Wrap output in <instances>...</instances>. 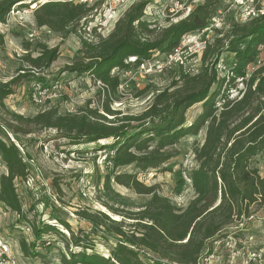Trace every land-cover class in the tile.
Segmentation results:
<instances>
[{"label": "trees", "instance_id": "1", "mask_svg": "<svg viewBox=\"0 0 264 264\" xmlns=\"http://www.w3.org/2000/svg\"><path fill=\"white\" fill-rule=\"evenodd\" d=\"M37 1L32 0L36 5L33 10L36 26L47 27L63 39L79 30L84 33L91 20L93 9L84 5L58 2L37 5ZM27 6L23 0H0V24L5 23L11 10ZM221 7L218 1L205 0L187 18L153 36L154 29L144 20L146 2L134 4L108 36H97L91 42L82 39L83 59L60 72L74 77L92 76L103 85L107 95L113 94L119 87V79L110 75L112 70L129 69L126 60L130 58L138 66L153 53L172 52L182 36L203 29ZM263 44L264 16L244 25L232 24L224 40L206 44L196 74H180L139 116L118 119V113L108 105L103 114L89 108L73 115H59L53 108L32 118L10 114L14 122L26 126L23 134L31 133V128L52 129L69 146L98 145L105 141L95 151L113 152L107 159L110 171L103 177L98 199L105 212L81 209L76 213L79 220L90 225V233L74 234L67 223H59L70 235L67 253L60 257L61 264H200L211 255L215 242L236 238L235 231L241 230L238 225L250 217L253 209L264 213V179L257 169L250 167L251 160L264 152V67L246 78V68L255 61L257 49ZM23 48L25 65L8 82L0 81L1 110L5 109V99L14 95L23 79L49 70L59 57L57 48L37 45L35 57L30 43ZM225 52L232 54L234 60L232 77L227 82L219 79L215 71ZM236 79L241 80L244 89L239 92L241 98L231 100L224 92L234 88L226 87ZM218 96L223 101L220 111L215 108ZM196 104H201V113L185 127V112ZM202 130L204 142L194 156L197 167L189 175L194 197L183 209L156 194L153 187L144 186L135 175L116 172L128 166L145 171L168 163L170 157L164 149L186 136L195 137ZM15 132L20 129L15 128ZM0 160L7 169V175L0 177V201L21 217L14 181L26 177L27 165L15 144L1 138ZM111 180L138 197L133 200L116 193ZM182 187L180 178L176 182L177 194ZM51 232L64 239L53 226L42 225L33 229L34 247L51 246L49 237H45ZM90 236L108 245L106 257L95 251V239ZM21 250L26 254L23 244Z\"/></svg>", "mask_w": 264, "mask_h": 264}, {"label": "rangeland", "instance_id": "2", "mask_svg": "<svg viewBox=\"0 0 264 264\" xmlns=\"http://www.w3.org/2000/svg\"><path fill=\"white\" fill-rule=\"evenodd\" d=\"M23 1L28 5L27 8L15 9L14 13L6 18L7 22L0 24V81L8 82L17 75L18 69L25 65L22 62L25 43L31 44L33 57L37 55V45L49 49L57 48L59 57L49 70L36 72L33 78L23 79L14 95L5 99V109H0V138L14 143L27 165L26 177L14 181L22 216L3 209L0 213V235L18 247L23 264H61L60 257L67 253L66 246L70 235L59 223H67L74 234L79 231L90 233V225L79 220L76 213L81 209L105 212L98 199L101 197L103 177L110 171L107 159L113 152L95 151L98 145L106 144L105 141L99 142L98 145L69 146L65 140L57 138L56 131L52 129L31 128V133L23 134L26 126L14 122L10 114L32 118L50 108L56 109L59 115H73L84 108L97 109L103 114V108L108 105L112 111L118 113V119L123 116H139L157 94L169 89L171 82L177 80L180 74L194 75L199 71L201 56L196 52L199 40H205L207 44H213L216 39L224 40L230 26L234 24L233 15L231 12L225 13L221 25L211 33L202 35L195 31L182 36L177 50L153 53L150 59L141 61L138 66L133 65L134 58L127 59L129 69L111 71L110 75L118 77L119 87L115 93L107 95L103 91V85L92 76L74 77L60 72L64 67L83 59L82 39L95 41L98 33L90 30L87 35V31L83 33L79 30L81 35L78 32L63 39L47 27H37L31 10L34 7L32 0ZM133 1L132 5L146 2L144 20L154 29L153 36L158 34L160 29L177 23L176 11L172 14L169 9L178 2L176 9L180 11V7L185 3V0ZM198 3L192 4L191 11ZM110 31L111 27L102 35L106 36ZM257 50L255 61L246 68L247 74L264 67V44ZM219 60L227 69L234 65L233 55L230 53H223ZM53 81H61L64 84L59 97L44 105L32 103L30 97L33 85H46ZM230 85L234 86L233 90L224 92L229 99L235 98L237 92L244 89L240 79L234 80L226 88ZM223 91L224 89L221 93ZM219 98L220 96L216 101ZM200 113L201 104L189 108L184 115V126H189ZM13 127L20 129V132H15ZM204 138L205 130H202L197 136H186L176 145L164 149L163 152L168 154L170 159L168 163L155 169L140 171L128 166L119 168L116 172L135 175L144 186L153 187L156 194L166 197L177 208L183 209L194 197L189 175L197 167L194 156ZM150 145L154 147L153 143ZM2 165L0 160V177L7 171ZM250 167L257 169L260 177L264 179V152L251 160ZM180 178L183 180V187L177 194L176 182ZM110 185L121 196L133 200L138 197L133 191L114 184L113 180ZM42 225L53 226L64 235V239L51 232L45 236L49 237L51 246L34 247L33 229ZM238 226L241 229L235 231V239L239 241L238 248L264 247V213L261 210L253 209L250 217ZM94 239L95 251L106 257L108 245L98 238ZM21 244L24 245L26 254L21 250ZM68 246L74 251H79L71 245ZM236 250L229 249L224 241L219 245L215 244L211 255L202 259L200 264H242L236 256Z\"/></svg>", "mask_w": 264, "mask_h": 264}, {"label": "built area", "instance_id": "3", "mask_svg": "<svg viewBox=\"0 0 264 264\" xmlns=\"http://www.w3.org/2000/svg\"><path fill=\"white\" fill-rule=\"evenodd\" d=\"M205 0H185L184 6L180 7V11H177L178 2H176L173 7L169 9V11L174 14L176 11V21L177 23L185 18H187L191 11L192 4L195 2H199L197 5L202 4ZM218 1L222 7L219 8L215 14L211 16V18L207 21L206 26L199 30L198 33L202 35L207 34V32H212L216 30L221 25L223 20V16L225 13H232V20L235 24L244 25L253 20L259 19L264 16V0H215ZM46 2H58V3H68L71 5H84L87 8H92V15L90 16V21L85 28V32L87 31V35L90 34V30H94L96 36L106 37L108 36L112 30L114 29L115 24L121 17L126 13V11L132 6L133 0H39L37 1V5H42ZM188 3V5H186ZM195 5V7L197 6ZM34 10L36 5H33ZM32 7V6H31ZM194 7V8H195ZM193 10V9H192ZM14 13V9L11 10L8 14L10 16ZM7 16V17H8ZM179 19V20H178ZM7 22V20L5 21ZM176 24V22H175ZM111 27V31L106 35H102L105 30ZM84 32V33H85ZM101 34V35H99ZM188 35V34H186ZM185 35V36H186ZM207 39V38H206ZM207 42L205 40H199L197 53L202 55L206 47ZM178 47L175 49L177 50ZM215 71L217 73L218 78L222 77L223 79H228L232 77L231 68L227 69L225 65H222V61L219 60ZM197 73V72H196ZM189 74V73H188ZM251 74L246 73V78H248ZM100 83V82H99ZM101 84V83H100ZM64 89V84L61 81H53L50 84L43 85L41 83H35L32 87V93L30 100L35 105H44L56 98L59 97V94ZM231 89L229 92H231ZM240 92V91H239ZM237 92V96L233 99L241 98V94ZM232 100V99H231ZM221 101V102H220ZM223 101L220 98L215 102V108L220 111L222 107ZM112 155V153H111ZM2 163V161H1ZM3 164V163H2ZM5 171L7 170L5 165H2ZM7 175V171L4 176ZM3 209H7L4 204L0 201V213ZM4 215V214H2ZM1 217V215H0ZM225 242L226 246L229 249L236 250V256L240 258L242 264H264V247L254 248V249H245L238 248L237 239L233 237H227L226 239L215 242V244L219 245L221 242ZM0 264H23L22 254H20L18 247L12 245L7 240H5L0 235Z\"/></svg>", "mask_w": 264, "mask_h": 264}]
</instances>
